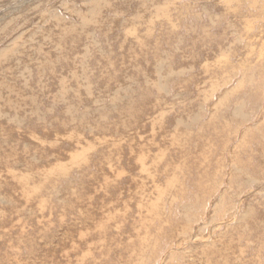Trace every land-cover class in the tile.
I'll use <instances>...</instances> for the list:
<instances>
[{"label": "bare ground", "instance_id": "6f19581e", "mask_svg": "<svg viewBox=\"0 0 264 264\" xmlns=\"http://www.w3.org/2000/svg\"><path fill=\"white\" fill-rule=\"evenodd\" d=\"M176 1H98L92 13L79 14L75 22L50 20L19 59L8 55V65H0L1 188L16 206L52 215L45 224L27 219L26 231V222L15 223L10 214L14 206L0 208V264L104 263L94 256L106 264H156L170 249L169 255H178L174 260L166 255L159 264H178L185 246L198 239L197 229L189 226L195 213L187 202L204 212L222 177L234 184L264 179V131L231 124L243 118L233 112L232 94L220 101L217 116L192 119L200 131L194 135L172 132L170 126L180 124L174 119L165 123L166 100L160 99L163 79H181L208 55L229 57L220 44L224 27L237 32L254 19L264 21V2L212 0L202 8H178ZM109 10L117 17L130 15L128 29L117 18L109 19ZM195 12L205 24L192 34L187 29ZM215 25L221 31L217 37L211 34ZM187 33L190 37L183 36L180 44L194 50L192 61L183 60L175 46ZM202 39L207 42L201 44ZM33 43L34 54L28 50ZM177 67L185 71L177 73ZM5 70L10 79L1 75ZM133 78L137 94L125 99L120 111L103 105L95 109L100 97L110 99L112 82ZM106 112L111 119L102 121L99 115ZM41 116L51 120L52 129ZM88 122L120 139L91 141L73 131ZM23 123L27 130L14 128ZM25 139H31L30 145L23 144ZM19 162L23 170H16ZM38 162L49 166L41 169ZM72 174L76 192L70 189ZM58 189L66 194L61 204L55 201ZM250 210L247 227L232 228L223 245L218 239L204 247L205 264H264V202ZM2 227L13 230L6 233ZM55 227L60 235H54ZM16 237L25 256L12 251ZM58 240L59 246H48Z\"/></svg>", "mask_w": 264, "mask_h": 264}, {"label": "rangeland", "instance_id": "374dc122", "mask_svg": "<svg viewBox=\"0 0 264 264\" xmlns=\"http://www.w3.org/2000/svg\"><path fill=\"white\" fill-rule=\"evenodd\" d=\"M98 1L102 3L106 1L111 4V2L117 3L119 0H0V65H8V55L17 54L15 59H19L27 42L41 34L51 22L50 20L61 22L69 19L75 22L79 14L92 13V9ZM255 1L257 3L258 1L264 2V0ZM211 2L212 0L176 1L178 8L183 6H210ZM214 12L218 15L216 10ZM106 15L111 20L117 18L118 22L123 25V29H128L127 23L131 19L130 15L124 14L117 17L110 10L106 11ZM217 15L215 16L218 17ZM226 20L231 21L232 19L228 17ZM215 22H217L216 19ZM204 24L203 16L200 17L199 12H195L192 18V25L187 30L188 32L190 30L189 33L195 34L194 31ZM237 28V32H233L229 27L225 26L222 32L223 40H221L220 44L227 48L229 57L214 54L205 56V59H200L199 63L194 64L190 72L191 74H197L196 77L190 79L188 77L190 73H184L181 79H173L174 81L163 79L161 81L162 91L160 99L166 100L163 105L165 112V118L163 119L166 124H168L169 119L177 120L180 124L179 126H170L173 133L184 131L190 135L199 134V129L192 127V119L204 120L205 118L217 116L219 114L218 105L220 101L226 98L229 93L232 94L230 101H235L236 103L233 112L243 117L230 121L231 124L239 126L242 131L249 127L251 129L260 127V131H264V21H260L259 18L254 19L251 21L250 26H238ZM197 32L199 30L196 31V34ZM211 32L214 37L221 34V31L217 29V25L211 28ZM189 33L182 35L180 39L178 38L175 46L178 48V53L182 51L179 54L183 60L192 61L195 57L194 50L192 51L190 48L187 51L183 50L182 44H180L183 41V36L190 37L189 35L191 34ZM95 35L97 36V32ZM205 42L207 41L201 40V44ZM206 45L212 46V43H207ZM28 50L33 54L37 52L34 43L29 45ZM229 50H234L236 53L230 54ZM225 60L228 62L225 63ZM183 71H185L183 68L177 67V73L181 74ZM7 74L6 70L1 73L5 78H9ZM12 83L9 80V84ZM134 85V78L124 83L112 82L110 99L104 101L100 97L96 102L95 109H99L98 107L103 105L112 111H120L123 108L124 100L130 99L137 94ZM99 116L102 121L111 119L109 112ZM6 117V119L10 120L12 114L9 112ZM41 117L43 125L47 129H52L51 120L48 117L45 118V116ZM149 120H153L152 117ZM14 128L22 131L28 129L24 123L14 126ZM73 131L78 133L80 137L91 141L106 137H112L116 140L120 139V136H113L104 131L100 132L94 122H88L82 130L76 131L73 129ZM241 137L242 135H238V138ZM30 143L31 139L23 141V144L27 146ZM16 165V170H23L21 169L23 165L20 162ZM37 166L45 169L49 165L45 162H38ZM21 172L30 173L25 170ZM69 179H74V185H71L70 189L76 192V176L72 174ZM1 184L2 182H0V208L14 206L10 214H12L11 216L15 223H22L23 225L26 222L23 229L26 231L30 230L27 219H35L41 224L52 220V215L49 211L39 213L32 206H16L7 193L2 190ZM214 188L215 190L206 201L204 212H200L201 210L198 212V205L192 203V201L190 203L187 202V206L190 205L189 208L192 213H195V216L189 221V226L197 229L198 239L185 246V258L178 264H205L204 247L213 241L217 242L218 239H220L218 242L223 245V240L229 234V231L232 228L240 230L247 227L252 219L250 209L258 207L264 202V179L257 183L237 181L234 184V182L229 183L227 180H223L222 177L219 185ZM56 193L55 201L59 204L63 203L66 200L65 192L58 189ZM24 201L26 202V200ZM2 228L6 233L13 230L9 227ZM53 229L54 235H60L62 232L61 228L55 227ZM182 239L183 241L186 240L184 236ZM60 242L61 240L54 241L53 244L48 246H59ZM13 246L12 251L15 255H26L22 247L24 244L20 243L17 237L13 241ZM170 251L171 249L161 253L163 256L160 255L158 257L156 264L166 261V255L167 259L174 260L178 253L174 252L169 255ZM93 258L106 264V261L100 256H94ZM173 263L175 262L173 261Z\"/></svg>", "mask_w": 264, "mask_h": 264}]
</instances>
